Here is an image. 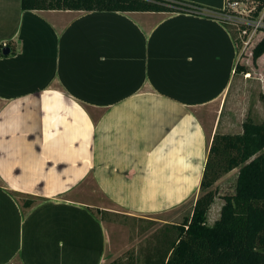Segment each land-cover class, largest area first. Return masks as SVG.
Instances as JSON below:
<instances>
[{
  "label": "crops",
  "instance_id": "0c3cea01",
  "mask_svg": "<svg viewBox=\"0 0 264 264\" xmlns=\"http://www.w3.org/2000/svg\"><path fill=\"white\" fill-rule=\"evenodd\" d=\"M207 12L0 0V46H15L0 54V264H109L89 208L145 217L197 199L224 110H242L238 46ZM13 192L44 200L24 214Z\"/></svg>",
  "mask_w": 264,
  "mask_h": 264
},
{
  "label": "trees",
  "instance_id": "16d2710c",
  "mask_svg": "<svg viewBox=\"0 0 264 264\" xmlns=\"http://www.w3.org/2000/svg\"><path fill=\"white\" fill-rule=\"evenodd\" d=\"M257 2L255 16L264 10V0ZM21 4L25 10L162 11L206 15L207 11L222 12L186 0H21ZM4 47L0 46V54ZM14 52L15 46H12L10 53ZM263 54L264 35L253 48V61L256 63ZM246 70L244 64H237L236 72L246 73ZM235 168L239 169L235 191L225 195L219 218L209 224L208 213L216 197L212 186L224 173ZM200 190L202 193L191 214L181 223L173 224L176 236L166 237L167 245L149 255L146 264H264V122L247 117L242 132L214 133ZM13 195L24 214L44 200L19 192ZM89 210L95 215L103 213L100 209Z\"/></svg>",
  "mask_w": 264,
  "mask_h": 264
},
{
  "label": "rangeland",
  "instance_id": "374dc122",
  "mask_svg": "<svg viewBox=\"0 0 264 264\" xmlns=\"http://www.w3.org/2000/svg\"><path fill=\"white\" fill-rule=\"evenodd\" d=\"M243 1L251 7L258 4L257 0ZM227 25L237 39L240 62L246 66L247 73L237 72L239 78L242 77V81H240L237 91L236 104L242 110H224L223 121L230 123V132H242L243 121L247 117H251L259 123L264 122V93L260 89V82L264 83V67L255 63L252 55L253 48L262 33L259 31L254 33L248 41L249 37L241 35L236 25ZM245 76L251 77L247 79ZM238 171L239 169L235 168L224 173L212 186L216 190V209L210 211L209 224L213 223L215 214L221 212L219 206L223 205L225 195L234 193ZM201 193L200 190L199 195ZM195 201V199H191L174 209L162 213L147 214L145 217H129L123 214L114 216L105 211L98 214L106 222L109 230L107 262L146 264L149 255L163 250L167 245L166 237L176 236L173 224L181 223L185 217L191 214Z\"/></svg>",
  "mask_w": 264,
  "mask_h": 264
},
{
  "label": "built area",
  "instance_id": "2783aa9c",
  "mask_svg": "<svg viewBox=\"0 0 264 264\" xmlns=\"http://www.w3.org/2000/svg\"><path fill=\"white\" fill-rule=\"evenodd\" d=\"M255 10L256 6L251 7L243 0H231L216 16L223 23L236 25L240 34L248 36L250 41L253 34L258 31L262 33L261 38L264 35V10L258 16H255Z\"/></svg>",
  "mask_w": 264,
  "mask_h": 264
},
{
  "label": "water",
  "instance_id": "95a60500",
  "mask_svg": "<svg viewBox=\"0 0 264 264\" xmlns=\"http://www.w3.org/2000/svg\"><path fill=\"white\" fill-rule=\"evenodd\" d=\"M10 51H11V48H10V47H7V46L4 47L3 50H2V52H3L4 54H9Z\"/></svg>",
  "mask_w": 264,
  "mask_h": 264
}]
</instances>
